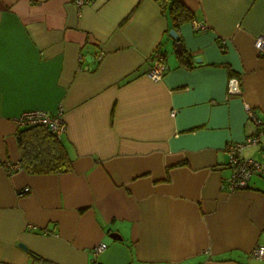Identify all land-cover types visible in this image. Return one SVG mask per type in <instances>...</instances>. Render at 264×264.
Segmentation results:
<instances>
[{"label":"crops","instance_id":"1","mask_svg":"<svg viewBox=\"0 0 264 264\" xmlns=\"http://www.w3.org/2000/svg\"><path fill=\"white\" fill-rule=\"evenodd\" d=\"M180 1L187 64L154 0H0V264H264V177L223 188L226 145L256 130L245 103L264 121V0ZM30 110L62 113L71 172L6 166Z\"/></svg>","mask_w":264,"mask_h":264},{"label":"built area","instance_id":"2","mask_svg":"<svg viewBox=\"0 0 264 264\" xmlns=\"http://www.w3.org/2000/svg\"><path fill=\"white\" fill-rule=\"evenodd\" d=\"M80 8L88 3V0H73ZM196 28L204 30L206 28L203 24H196ZM255 49L260 57H264V36L258 37L255 40ZM101 58V57H100ZM152 65L146 73L152 80L160 81L164 77L168 67L165 55L156 49L150 57ZM241 82L236 76L230 77L228 80V96H241L242 95ZM245 109L250 122L256 127L255 132L239 143H228L226 145V152L229 157L228 166L231 168L232 173L223 185L226 193L234 194L240 190L249 187L254 177H264V159L258 160L252 157L245 156L246 149L256 147L260 153H264V121L259 117L255 109L248 103H245ZM19 127H31L35 125H43L51 130L58 139H63L66 133V124L63 119L62 113L50 115L43 110H30L24 112L18 119ZM6 166L12 170L18 169L19 166L12 163H7ZM29 188H25L20 192L22 195L29 192ZM106 244L99 245L95 252L100 253L106 249ZM251 256L257 259L264 260V246L255 247Z\"/></svg>","mask_w":264,"mask_h":264},{"label":"trees","instance_id":"3","mask_svg":"<svg viewBox=\"0 0 264 264\" xmlns=\"http://www.w3.org/2000/svg\"><path fill=\"white\" fill-rule=\"evenodd\" d=\"M154 1L160 5L162 13L168 17L176 31L195 18L193 11L180 0ZM176 41H181L179 36ZM180 59L186 64L189 63V56L185 51L180 55ZM17 142L21 156L18 166L28 173L49 175L69 173L73 170V160L64 140L58 139L43 125L20 127ZM30 254L40 259L32 252Z\"/></svg>","mask_w":264,"mask_h":264},{"label":"water","instance_id":"4","mask_svg":"<svg viewBox=\"0 0 264 264\" xmlns=\"http://www.w3.org/2000/svg\"><path fill=\"white\" fill-rule=\"evenodd\" d=\"M169 34H170V36L172 37V38H174V39H177L178 38V32L175 30V29H171L170 30V32H169ZM183 52V45H182V43L181 42H179L178 44H177V53H179V54H181ZM198 61H199V58L197 59ZM112 237L114 238V239H120L121 237H119L118 235H116V234H113L112 235ZM20 247L21 248H23L24 250H27V247H26V245H24V244H20Z\"/></svg>","mask_w":264,"mask_h":264}]
</instances>
